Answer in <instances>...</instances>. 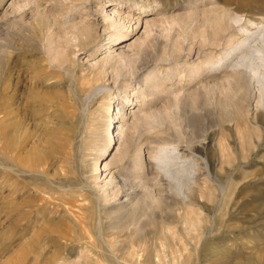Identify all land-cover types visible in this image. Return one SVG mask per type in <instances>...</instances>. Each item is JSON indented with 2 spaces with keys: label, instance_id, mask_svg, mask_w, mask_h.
Returning a JSON list of instances; mask_svg holds the SVG:
<instances>
[{
  "label": "rangeland",
  "instance_id": "obj_1",
  "mask_svg": "<svg viewBox=\"0 0 264 264\" xmlns=\"http://www.w3.org/2000/svg\"><path fill=\"white\" fill-rule=\"evenodd\" d=\"M113 1L0 0V264H264V115L204 43L264 0Z\"/></svg>",
  "mask_w": 264,
  "mask_h": 264
},
{
  "label": "bare ground",
  "instance_id": "obj_2",
  "mask_svg": "<svg viewBox=\"0 0 264 264\" xmlns=\"http://www.w3.org/2000/svg\"><path fill=\"white\" fill-rule=\"evenodd\" d=\"M115 4H116L115 1L112 0L110 5H115ZM106 20L107 21L109 20L108 25L110 27H112V29H113V33L109 34L110 36L108 38H111L114 41L117 38L120 39L121 36H123V38L128 36V32L122 31L123 26L119 24V21L117 20L116 17L111 18V16H108V18ZM242 21H243V18L240 15L235 14L233 16V15H230L226 12L222 15L221 18L216 17V20H214V23L212 25V30H211L210 36L207 37L206 40H204V41H206L204 43H206L207 47H208V45H210V47L211 46H214V47L217 46L216 48H218V46L221 45L220 44L221 41L225 39L226 34H228L229 32L231 33V31L233 32V30H231L232 28H234L236 30V32L234 31L233 35H230V33H229L230 37L227 38V40L229 42H226V43H228L229 46L231 44V46L227 50L225 49L226 51L224 53L220 54L217 57V59H215V60L208 58V57H210V56H208L207 57L208 59H206V61H205V65L208 68L207 70H209V69L211 70V68L213 69L216 66L220 67V65L223 66V65L227 64L226 61L233 62L230 64L232 69L230 71L227 70L226 76H227V79L230 78V80H233L232 82H234V84H236L235 85L236 88L234 89L235 91H233V89H232V91H233V93L235 92L234 95H236V94L238 95V97L236 95V98H238L237 99L238 101H237V103H234L235 106H237L236 107L238 110L237 113L239 112L240 114H242V110L244 109L243 105H244L245 100H248V101L255 100L256 106H257L258 110L260 111L259 114L264 115V24H262V23L258 24L257 22H255L251 19H247V20L245 19L244 22H242ZM236 24H239V25L236 26ZM89 27L85 25V26L79 28V32L81 33V35H83V36L85 35V37L87 36L86 38H88L89 36L92 37L91 36L92 30H90L91 27L90 28ZM233 36L234 37L236 36L237 38L236 37L234 38ZM231 38L234 39L235 42ZM88 39H90V38H88ZM227 81H229V80H227ZM229 83H231V82H229ZM228 86H230V85H228ZM231 86H233L232 83H231ZM233 99H235V98H233ZM234 102H236V101H234ZM239 113L237 115H239ZM147 115H149V114H146L145 118ZM141 118L142 117L140 116V118H138V119H140V121H141ZM136 121L138 122L137 119H136ZM263 128H264V125H263ZM257 136H258V134H257ZM258 140H260V139L258 138ZM179 148H180L179 145H174L172 147H170V146H158L155 151L154 150L152 151V157L158 159V163H157L158 168L160 167L161 169L166 171V174H169V176L173 177L174 179L179 180V182H180L179 188L178 187L175 188V185H174V187L171 186L170 188L176 189L178 195L179 196L182 195V201L184 202V201H186V199L190 195H188V192H187L188 189L185 190V188H184L186 180L184 181L185 175L182 172L185 171V167L181 164L179 165V163H178L179 161L178 162L176 161V160L182 159L180 157L181 154L179 155V153H180ZM193 148H195V147H193ZM197 151L199 153H201V152H204V149H201V147L198 146ZM217 159L218 158H212L210 161H207L205 159L207 171L210 172V168H211L212 172L216 171V167L218 166V163H220V162H218ZM203 160H204V158H203ZM153 162H155V160ZM208 162H210V163H208ZM177 165L179 167H177ZM181 166H183V168ZM98 168H99V164H98ZM208 176H209V173H208ZM211 176H212V174H211ZM215 180H217V179H215ZM215 180H214V182H215ZM197 184H198V181H197ZM186 187H187V185H186ZM106 190H107L106 185L102 186V191L104 194H105ZM189 191H191V190L189 189ZM193 191H195V190H193ZM193 191H191V192H193ZM98 196H100V195H98ZM178 200H181V199H178ZM190 205H191V203H190ZM135 230L138 231V230H140V228H136ZM135 235H136V233H135Z\"/></svg>",
  "mask_w": 264,
  "mask_h": 264
}]
</instances>
